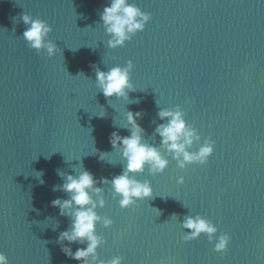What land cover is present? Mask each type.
<instances>
[{"label":"water","instance_id":"95a60500","mask_svg":"<svg viewBox=\"0 0 264 264\" xmlns=\"http://www.w3.org/2000/svg\"><path fill=\"white\" fill-rule=\"evenodd\" d=\"M131 2L152 20L112 50L100 19L110 0H0V252L10 264H83L62 251L86 244L59 243L71 220L51 202L69 198L59 188L67 175L87 170L103 189L98 214L114 221L96 226L100 259L264 264V0ZM25 14L53 28L61 53L49 59L29 48ZM129 61L136 91L106 98L93 65L107 72ZM176 106L215 141L214 155L184 170L169 156L163 175L135 177L151 183L153 197L122 209L111 184L99 183L126 167L111 134L130 136L126 115L140 112L145 142L159 147L155 129L166 121L158 113ZM196 215L232 237L227 253L206 235L184 242L181 223Z\"/></svg>","mask_w":264,"mask_h":264},{"label":"clouds","instance_id":"9594fccd","mask_svg":"<svg viewBox=\"0 0 264 264\" xmlns=\"http://www.w3.org/2000/svg\"><path fill=\"white\" fill-rule=\"evenodd\" d=\"M22 19L26 25L23 39L30 49L37 54L46 53L49 59L61 53V49L50 39L53 28L47 22L28 14L23 15ZM100 19L110 37L109 48L116 50L125 47L138 33L144 32L152 16L131 0H110ZM93 67L96 86L106 98L127 100L129 92L136 91L132 82L134 64L131 61L124 67H113L107 72L101 71L95 65ZM158 115L161 120L166 121L155 129V134L160 137L159 147L145 142L144 129L137 123L142 118L140 112L129 111L126 115L130 136L122 137L117 132L111 134L110 143L126 161V167L122 174L114 176L110 181L103 179L99 183L111 184L113 198L119 199V205L124 210L136 207L139 201L153 197L151 183L136 179L137 175H142L145 171L154 177L163 175L170 164L169 156L176 161L179 169L184 170L192 164L206 166L214 155L215 141L211 137L202 138L197 129L187 123L186 113L180 106L171 110H160ZM42 175L43 173H38L37 177ZM58 175L64 176L59 170ZM40 182L43 183V180ZM179 183L184 184V179L180 178ZM97 184L94 175L83 170L77 175H67L65 182L59 186L69 198L55 199L51 205L59 209L60 216H67L71 220V229L59 234V243L64 244L67 241L68 245L78 242L86 244L75 252L70 246L65 245L62 248L69 259L83 261V264H124L123 257L117 256L105 261L97 253L98 247L105 243L103 237L97 234V224L102 222L105 227L114 224L112 219L101 217L97 212L98 207L106 206L103 189ZM181 226L189 230L183 236L185 243L206 235L209 243L214 245L215 252L224 254L229 251L232 237L227 233L218 235L219 229L211 220L201 215L187 216ZM0 264H10L3 252H0Z\"/></svg>","mask_w":264,"mask_h":264}]
</instances>
